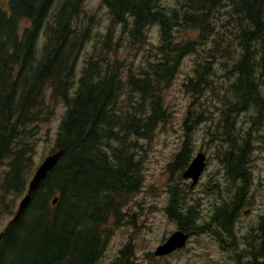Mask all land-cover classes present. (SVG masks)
I'll use <instances>...</instances> for the list:
<instances>
[{
    "label": "trees",
    "instance_id": "trees-1",
    "mask_svg": "<svg viewBox=\"0 0 264 264\" xmlns=\"http://www.w3.org/2000/svg\"><path fill=\"white\" fill-rule=\"evenodd\" d=\"M54 1L7 0L6 9L0 8L3 195L18 197L25 192L39 125L50 116L51 102L64 107L50 151L62 149L64 154L18 220L1 232L0 264L97 263L107 241L106 224L111 219L121 221L120 202L139 188L135 141L147 139L163 120L162 85L172 80L182 58L197 55L200 41L212 39L213 48L195 62L193 78L187 79L184 88L199 96L209 87L211 65L227 58L232 61L229 71L234 78L229 86L234 103L228 115L236 113L235 107L237 111L253 108L257 119L264 114L255 72L261 64L252 50L264 36V0H172L173 6L168 7L162 5L163 0H100L111 23L123 27L137 43L144 40L149 26L156 25L160 37L157 56L136 75L121 71V64L110 58L114 50L100 47L85 61L76 79L75 60L84 38L82 33L77 35L78 43L74 35L79 0H62L51 14ZM216 14H227L228 21L221 26L227 32L214 30ZM187 30L197 31L199 40L177 37ZM230 36L235 44H229ZM228 115L222 129L229 148L221 164L226 176L239 182L232 202L217 206L200 225L197 207L186 201L184 191L172 186L167 188L165 209L167 219L178 230L209 233L223 252L232 251L233 225L249 185L248 141L232 140ZM191 152L185 135L168 166L171 171L184 170ZM54 197L57 200L51 206ZM261 222L262 230L264 220ZM263 242L261 237L260 245L247 258L237 255L234 264H261ZM126 249L119 252L120 259Z\"/></svg>",
    "mask_w": 264,
    "mask_h": 264
},
{
    "label": "rangeland",
    "instance_id": "rangeland-1",
    "mask_svg": "<svg viewBox=\"0 0 264 264\" xmlns=\"http://www.w3.org/2000/svg\"><path fill=\"white\" fill-rule=\"evenodd\" d=\"M61 1H54L51 14ZM162 5L173 6V2L163 0ZM6 7L7 0H0V8ZM76 10L74 35L78 43H81L78 37L81 33L84 38L75 60L74 79L79 77L85 61L94 57L100 47L114 50L110 58L121 64V71L129 70L132 74L137 75L140 69L146 68L147 62L154 61L153 56H157L156 49L160 45L156 25L149 26L144 32V40L137 43L123 27L111 23L100 0H79ZM215 19L212 22L214 30L227 32L221 27L228 21L227 14H216ZM229 30H232L231 25ZM177 37L182 40H199L195 30H187ZM229 41V44H235L232 36ZM253 46L254 56L258 64H261L255 72L259 94L264 101V36ZM208 48H213L212 39L200 41L197 55L190 54L182 58L172 80L167 85H162L160 96L164 118L147 139L136 140L133 149L135 160L139 164V188L120 202L121 221L111 219L106 224L107 241L96 264H234L237 255L241 259L247 258L250 250L260 245L261 237L264 238V227L261 230V218L264 216V114L257 119L253 108L245 107L237 111L235 107L236 113L228 115V108L234 103L229 89L234 78L229 71L232 61L227 58L211 65L213 74L209 77V87L199 96L184 88L187 79L193 78L195 62L205 58L204 52ZM227 49L231 50L230 46ZM50 105L51 114L46 122L39 125L34 140L31 157L33 168L27 182L43 158L51 153L54 145L64 107L56 102H51ZM187 112H190L188 121L183 125ZM226 115L233 127L230 130L232 140L236 143L240 139H247L249 145L246 166L249 185L242 194L241 206L233 225L232 251H221L215 237L209 233H189L182 249L164 257L153 256L155 248L178 230L165 213L169 200L167 188L175 186L185 192L183 195L186 201L197 207L200 225L208 221L217 206L232 202L239 182L228 178L221 164L223 153L229 148L222 129ZM185 135L190 139L191 158L198 153L205 157L203 172L192 188L189 187V181L181 179L183 170L178 173L168 167ZM235 150L236 147L233 148L234 152ZM5 171L3 164L0 167V183ZM24 193L18 197L3 195L0 188V234L13 218ZM2 204L6 206L3 207ZM125 246L126 253L120 259L119 252ZM260 263L264 264V256Z\"/></svg>",
    "mask_w": 264,
    "mask_h": 264
},
{
    "label": "water",
    "instance_id": "water-1",
    "mask_svg": "<svg viewBox=\"0 0 264 264\" xmlns=\"http://www.w3.org/2000/svg\"><path fill=\"white\" fill-rule=\"evenodd\" d=\"M64 154L62 149L54 150L53 152L47 154L40 164L35 169L31 178L26 184V190L21 198V200L17 204L16 212L8 223L7 226L15 223L18 218L25 211L28 206L32 194L38 188L40 183L45 178L46 174L51 171L57 163L60 161ZM205 157L202 153L196 154L193 158L190 159L186 168L181 172L180 176L182 180L189 181V187L192 188L198 181L201 173L203 172L205 166ZM56 197L52 198L50 201V205L54 206L56 203ZM1 237V234H0ZM188 239V234L183 233L180 230L173 232L169 237L165 239L163 243L157 246L153 252V256L155 257H164L167 256L177 250L182 249L185 246V243Z\"/></svg>",
    "mask_w": 264,
    "mask_h": 264
},
{
    "label": "flooded vegetation",
    "instance_id": "flooded-vegetation-1",
    "mask_svg": "<svg viewBox=\"0 0 264 264\" xmlns=\"http://www.w3.org/2000/svg\"><path fill=\"white\" fill-rule=\"evenodd\" d=\"M261 219L264 220V216Z\"/></svg>",
    "mask_w": 264,
    "mask_h": 264
}]
</instances>
